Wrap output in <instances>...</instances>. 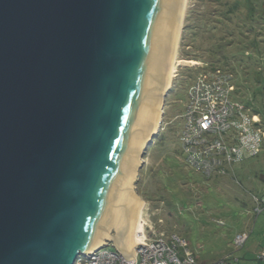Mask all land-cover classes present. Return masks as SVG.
Returning a JSON list of instances; mask_svg holds the SVG:
<instances>
[{"label": "water", "instance_id": "95a60500", "mask_svg": "<svg viewBox=\"0 0 264 264\" xmlns=\"http://www.w3.org/2000/svg\"><path fill=\"white\" fill-rule=\"evenodd\" d=\"M181 2L0 0V264L133 257Z\"/></svg>", "mask_w": 264, "mask_h": 264}, {"label": "rangeland", "instance_id": "374dc122", "mask_svg": "<svg viewBox=\"0 0 264 264\" xmlns=\"http://www.w3.org/2000/svg\"><path fill=\"white\" fill-rule=\"evenodd\" d=\"M186 13L178 58L197 64L178 66L137 189L146 203L148 237L157 231L188 242L192 234L200 246L206 224L216 233L226 228L208 214L243 213L232 195L255 206L254 197H264V139L257 132L258 127L264 131V0H189ZM216 70L233 76V99L246 108L244 113L259 116L261 124L249 128L261 153L235 164L227 176L208 179L186 165L179 135L190 85L197 75Z\"/></svg>", "mask_w": 264, "mask_h": 264}, {"label": "built area", "instance_id": "2783aa9c", "mask_svg": "<svg viewBox=\"0 0 264 264\" xmlns=\"http://www.w3.org/2000/svg\"><path fill=\"white\" fill-rule=\"evenodd\" d=\"M232 75L221 70L203 72L190 85L181 117L183 127L179 142L186 165L205 178L230 174L235 163L260 153L251 125L261 124L258 115L248 117L233 99L236 91ZM251 123V124H249ZM248 124L250 126H248ZM257 132L264 139L261 127ZM256 200L255 213L264 212V201ZM147 230V224L144 223ZM134 247L132 258L126 260L115 247H107L92 255H80L75 264H196L186 240L173 235L169 239L151 238L147 233ZM243 233L234 238V245L242 248L248 240ZM182 255V256H181ZM264 261V250L258 255ZM225 258L214 264H228Z\"/></svg>", "mask_w": 264, "mask_h": 264}, {"label": "crops", "instance_id": "0c3cea01", "mask_svg": "<svg viewBox=\"0 0 264 264\" xmlns=\"http://www.w3.org/2000/svg\"><path fill=\"white\" fill-rule=\"evenodd\" d=\"M230 171L234 172V166ZM262 178L264 180V176ZM231 197H234V201H238L242 214H216V216L208 214V217H213L214 221L226 227L223 232L216 233L210 224H206L202 229L204 234L200 239V246L192 234L188 237V250L196 264H214L225 258H228V264H264V261L258 259V255L264 250V212L256 214L254 204L245 205L235 194ZM255 198L254 203L257 204ZM259 200L263 202L264 197ZM150 225L153 228L151 222ZM243 233L248 234V240L242 248H237L234 245V238ZM163 235L162 232L156 231L152 233L151 238H161ZM200 248H204L203 253L199 252Z\"/></svg>", "mask_w": 264, "mask_h": 264}, {"label": "bare ground", "instance_id": "6f19581e", "mask_svg": "<svg viewBox=\"0 0 264 264\" xmlns=\"http://www.w3.org/2000/svg\"><path fill=\"white\" fill-rule=\"evenodd\" d=\"M189 0H182L181 2V7H180V12H179V17H178V22H177V27H176V32H175V37L173 41V46L171 50V55H170V60H169V65H168V70H167V75H166V80L164 84V89L162 93V98L156 118V122L154 125L153 133L158 132L160 123L162 120L161 116V106L163 103V96L167 92V90H170L172 86L173 79L175 78L177 74V69L178 66L180 65H189V66H194L197 64L196 61H187V60H179L178 58V52H179V47H180V40L182 36V31H183V25H184V20L186 17V11L188 7ZM145 201L139 197L137 200V203L134 207V210L131 214L129 224L127 227V231L124 237L123 241V249L124 250H130L131 249V255L133 254L134 247L138 244V242L141 241L142 235L145 234V227L144 223V217H143V209L145 206ZM111 235H116V232L114 229H111L110 231Z\"/></svg>", "mask_w": 264, "mask_h": 264}, {"label": "trees", "instance_id": "16d2710c", "mask_svg": "<svg viewBox=\"0 0 264 264\" xmlns=\"http://www.w3.org/2000/svg\"><path fill=\"white\" fill-rule=\"evenodd\" d=\"M256 115H257V114H256ZM260 148H261V147H260ZM260 153H261V151H260ZM260 153H258V154H260ZM258 154H257V155H258ZM255 156H256V155H255ZM252 157H253V156H252ZM248 158H249V157H248ZM245 159H247V158H245ZM243 160H244V159H243ZM243 160H242V161H243ZM242 161H241V162H242ZM239 163H240V162H239ZM235 164H237V163H235ZM235 164H234V165H235ZM230 173H232V171H230ZM261 179H263V178L261 177Z\"/></svg>", "mask_w": 264, "mask_h": 264}]
</instances>
